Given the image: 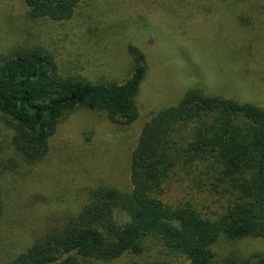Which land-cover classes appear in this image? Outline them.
Segmentation results:
<instances>
[{
	"label": "trees",
	"instance_id": "obj_1",
	"mask_svg": "<svg viewBox=\"0 0 264 264\" xmlns=\"http://www.w3.org/2000/svg\"><path fill=\"white\" fill-rule=\"evenodd\" d=\"M22 1L23 20L19 17L10 25L14 35L0 37V223L9 213L15 220L36 207L49 211L52 223L0 264H100L141 254L149 238L166 254L183 257L186 262L181 264H264V249L247 256L236 249L223 252L219 245L224 240L264 239V106L240 97L235 86L248 80L237 76L216 81L195 71L194 77L204 82L208 78L210 87H186L175 102L141 122L129 152L128 187L94 179L80 161L75 167H56L65 173L60 176L68 184L64 192L55 180L48 199L33 203L17 196L18 183L35 187L42 176L48 182L51 137L75 111L102 113L125 132L140 120L139 95L150 68L149 55L141 47L144 35L153 37L154 47L161 43L175 56L186 54L184 63L201 66L200 49L190 53L193 41L187 33L203 21L206 41L201 47L210 42L228 45L234 57L247 63L244 49H264V0H152L139 8V17L114 11L119 18L113 15L105 25L104 19L101 24L90 22L80 32L89 47L98 48L114 35L126 37L121 81L90 80L70 72L72 61H64L58 50L69 34L48 37L47 29L36 27L72 19L85 0ZM215 17L226 18L231 33L221 36L209 27ZM234 57L219 58L217 67L226 74L224 64ZM225 80L230 81L226 90H234L232 96L217 91ZM77 179L82 186L75 187ZM172 181L213 195L218 210L208 215L195 201H164ZM77 188L83 191L81 197Z\"/></svg>",
	"mask_w": 264,
	"mask_h": 264
},
{
	"label": "rangeland",
	"instance_id": "obj_2",
	"mask_svg": "<svg viewBox=\"0 0 264 264\" xmlns=\"http://www.w3.org/2000/svg\"><path fill=\"white\" fill-rule=\"evenodd\" d=\"M149 2L153 1L85 0L77 8L72 19L61 24L55 22L42 23L36 27L39 30L47 29L49 31L48 37H57L56 33L69 34L67 36L62 34L66 38L65 47H60L58 50L64 61H72L70 72H77L90 80L103 78L121 81L125 78L124 69L122 68L126 62L124 55L126 37L124 34L121 36L119 34L114 35L111 41H102L98 48H93L89 47L90 43L80 32L86 31L90 22L97 24L100 23L101 19H104L105 25V21L114 20L113 15L119 18L114 11L119 12L120 15L129 14L133 18L139 17L141 12L139 8H146ZM25 9L26 7L22 0H0V37L10 38L14 35L10 25H12L13 21L19 22V17H22L23 20ZM225 20L226 18L216 19L210 23L209 27H214V31L221 36L225 33H231L229 27L225 25ZM198 25L190 27L187 36L193 41L189 46L190 53L196 54L197 48L200 49L197 55H199L198 58H202L201 66H195L194 62L192 64L184 63L182 57L187 61L189 59L186 54L177 53V56H175L174 54L176 53L164 48L161 43L154 47L153 37L148 34L144 35V39L140 40L141 47L145 48L149 55L150 68L145 78L142 93L139 95L142 115L140 120L129 131L125 132L122 128L111 124L102 113L89 109L75 111L59 125L57 131L51 137V148L47 160V162L49 161V169L46 170L48 182L44 183V177L40 174L39 178L42 176L41 183H38L35 187L31 184L26 187L18 183L17 185L20 188L17 186L18 198L23 202H25V199L31 198L33 203L38 199H48L55 191L56 187L53 186L55 180H58L61 184V188L57 189L64 192L68 184L60 176H64L65 173L57 171L56 167H62L61 170L68 168L69 165L75 167L79 165L80 161L89 167L94 179L103 177V180L128 187V157L131 146L136 140V134L140 130L141 122L145 121L152 111L175 102L186 87L199 83L201 86L204 84L210 87L211 84L209 83L211 81L208 78L207 80L204 79L206 82L202 79L197 80L193 75L195 71H201V74H210L212 80L216 81H221L220 77H225V75L230 77V79L233 76H237L240 79L242 78L243 81L248 80L244 84L237 83L238 85L235 86V89H239L241 93L239 95L242 99L257 101L264 106V49H261L260 46L258 49L253 46L244 49V57L248 60L245 63L244 58L240 56L234 57V51L228 45L219 46L218 42L216 44L210 42L209 45L201 47V44H204L203 41H206L204 37L206 36L204 31L206 24L203 25L202 21ZM42 34L47 36L44 32ZM132 38L137 41L136 38ZM227 56L230 59L231 57L234 58L232 62L224 64V71L226 72L224 74L221 71L222 67H217L216 61ZM65 64H68V62H65ZM236 80L238 82V79ZM227 82L230 83L229 80H225L224 84H218V89H216L225 96H232L234 90L232 88H227L226 90ZM247 89H250L249 94H246ZM50 165L54 166L55 169ZM34 178L38 179V176L36 177L35 175ZM70 183L72 188V181ZM82 185L83 181L77 179L75 187ZM82 192V190H79L77 194L81 197ZM57 195L59 199L62 198L61 194L58 193ZM163 200L173 204L186 200L195 201L197 208L208 215L218 210V203L215 202L217 200L213 195L205 192L196 193L195 190L190 191L180 182H171V186L163 195ZM58 206L62 208L61 203ZM53 212H57L56 206H54ZM7 215H10V213ZM7 215L4 217L3 222L0 223V260H6L15 253L23 251L25 244H28L37 232H43L52 223L48 219L50 217L49 211L47 213L46 210L38 207H36L34 213L29 211L26 214L25 212L24 215H20L15 220ZM23 216L27 217L26 220ZM219 245L223 252H227L226 249H236L243 255L248 256L264 249V239L248 238L235 243H227L224 240ZM185 262L183 257L166 254L159 242L149 238L145 241V250L141 254H125L117 259L107 262L100 261L99 263L181 264Z\"/></svg>",
	"mask_w": 264,
	"mask_h": 264
}]
</instances>
